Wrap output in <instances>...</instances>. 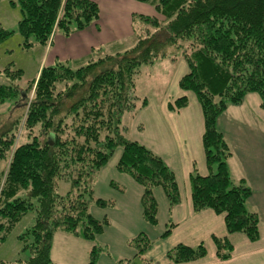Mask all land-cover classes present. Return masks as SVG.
<instances>
[{
	"label": "trees",
	"instance_id": "trees-1",
	"mask_svg": "<svg viewBox=\"0 0 264 264\" xmlns=\"http://www.w3.org/2000/svg\"><path fill=\"white\" fill-rule=\"evenodd\" d=\"M135 1H154L155 12L162 18L139 16L150 28L139 33L132 47L96 56L76 68L65 63L43 66L25 87L19 84L23 71L13 63L0 69V107L9 102L10 111L17 107L7 123L0 119V245L24 214L36 213L32 228L18 237L30 257L14 264H53L50 250L57 231L93 242L86 264H97L104 248L95 239L107 220H95L89 208L113 205L95 198L93 185L117 149L121 150L117 171L143 189L140 204L146 223L157 224L155 188L163 190L169 208L180 202L173 172L160 157L132 140L122 121L126 113L134 116L146 106V99L135 91L140 67L164 59L183 60L187 71L178 86L194 94L203 117L208 175L196 171L190 175L193 212L211 210L223 216L228 234L240 233L251 243L259 239L258 217L246 206L251 190L231 177V154L217 128V118L250 93L258 95L264 110V0ZM8 3L19 9L21 18L16 30L0 26V45L17 34L22 50L45 48L56 31L69 36L99 16L98 5L90 0ZM22 105L28 107L20 114ZM186 106V97H181L169 107ZM37 127L38 136L34 133ZM20 128L27 134L23 142L17 137ZM60 183L68 184L64 194L59 193ZM172 228L168 223L160 237L167 238ZM212 241L216 257L228 260L232 252L228 240L213 237ZM129 245L142 264H149L145 255L151 242L144 234ZM205 256L202 244L192 248L179 244L166 253L173 264Z\"/></svg>",
	"mask_w": 264,
	"mask_h": 264
},
{
	"label": "crops",
	"instance_id": "crops-1",
	"mask_svg": "<svg viewBox=\"0 0 264 264\" xmlns=\"http://www.w3.org/2000/svg\"><path fill=\"white\" fill-rule=\"evenodd\" d=\"M90 1L99 7L97 21L69 36L56 32L42 50L40 67L44 59V65L47 66L56 63L84 65L96 59V56L128 49L130 37L137 40L140 29L134 23L137 17L146 16L139 13L144 4L135 0ZM175 61L180 62H176L173 67L172 85L175 86L171 89H175L177 97H173L167 88L161 92L158 100L146 99V106L134 116L126 115L123 124L128 127V135L132 140L160 157L173 172L180 202L169 208L163 190L155 188L153 195L157 203V224L150 226L142 217V187L129 176L117 172L116 168L105 180L101 174L107 173L108 168L111 170L116 167L117 160L107 164L98 174L95 196L112 202L114 206L91 208L95 220H107L103 232L95 239L104 248L97 264H119L120 261L135 260L136 251L129 242L139 234L155 242L146 253V258L151 260L150 264H173L166 259V253L170 247L179 244L191 248L205 244L207 248L204 246V258L181 264H264V110L260 107V99L255 93L247 94L241 104L229 106L217 118V128L231 154L228 159L231 177L236 182H244L251 190L246 206L257 215L259 231L258 241L251 243L240 233L228 234L222 215H216L211 210L196 214L192 210L190 175L194 171L203 177L208 175L202 146L203 117L194 94L179 88L178 82L187 68L181 59ZM137 81L135 91L141 98L143 95L137 89ZM180 97H186L187 106L179 110L171 109L169 106L173 100ZM102 191H105L106 196ZM168 223L173 225L170 235L160 240L163 242H156ZM156 227L158 230H155ZM213 237L227 239L231 244L232 252L228 260L221 261L216 257ZM171 239H175L174 243L163 248V243ZM93 245V242L57 231L53 235L50 259L53 264H86L88 251Z\"/></svg>",
	"mask_w": 264,
	"mask_h": 264
},
{
	"label": "rangeland",
	"instance_id": "rangeland-1",
	"mask_svg": "<svg viewBox=\"0 0 264 264\" xmlns=\"http://www.w3.org/2000/svg\"><path fill=\"white\" fill-rule=\"evenodd\" d=\"M142 4H144V5H141L142 6L141 7L142 12H139V13L144 14L146 16L150 15L153 17L162 18L160 15H158V13L155 12L154 1H151L148 3H142ZM20 18H21V14H20L19 9L17 7L13 8V7L9 6L8 0H1L0 1V26L1 27L5 28L7 30H16L17 22ZM134 26L138 27L140 29V32L144 31L146 27L150 28V25L148 26V24L141 22L140 17L136 18V22L134 23ZM20 41H21L20 37L17 34H15L13 37H11L6 42H4L3 44L0 45V69L6 67L10 63H13L15 69H21L23 71V76H22L21 80L19 81V84L21 86L25 87L26 83L27 82L29 83V81H32L36 77V74L41 69L40 64H41L42 56H43V51H42L43 48L40 46H34L28 50H22L19 47ZM136 41H137L136 38L130 37V40L128 41L129 42V44H128L129 48L132 47L136 43ZM176 62H178L177 64H179L180 61H169V59H164V60L157 61L153 65H145V66L143 65L140 67V70H139L140 73L138 74V77H137V80H138L137 81V89H138V91H140V94L143 95L141 97L142 99H144L146 97L145 99H148L149 101L158 100L161 92L165 91V89L167 90V88H169V91L172 92L171 95H173V97L174 96L177 97L176 96L177 94H175V92H176L175 89H171V88H174L173 86H175L174 84L172 85V82L174 80L173 67L176 66L175 65ZM44 63H45V59L43 60L42 67H43ZM44 66H47V65H44ZM69 66L72 68H76L79 66V64H70ZM32 92H33V89L31 90V92L29 94L30 100L32 98L31 97V95L33 94ZM175 100H173V102ZM21 103H23V102H21ZM11 104H12V102H9V104H5L4 106L0 107V119H2L3 123H7L9 118L15 113V110L17 107L12 109V111H10L11 107H12ZM27 107L28 106H25L23 108V105H22V107L19 108L21 111L20 114L23 112L26 113ZM126 115H128V114L126 113L125 115H123L122 121H124V119L126 121V118H127ZM34 133L36 136L39 135L38 127H37V129L34 128ZM71 134H70V136H71ZM26 136H27V134L23 130V128H20L17 131V137H18V139L21 140L20 142L25 141ZM40 139L46 140L45 137H41ZM120 156H121V150L117 149L115 151V153L113 154V156L111 157V159L106 163V165L112 164L116 160H117L116 161V164H117V162L120 159ZM105 166H103V167H105ZM114 168H116V167H113L111 170H110V168H108L107 169L108 172L105 173L104 175L101 174V177L103 176L105 178V180H106V178H109L110 172L113 173ZM101 169L99 170V172L101 171ZM116 171H117V169H116ZM99 172H98V174H99ZM98 174L96 177V181L93 185V194H94L95 198H97L95 196V184L97 183ZM121 174H124V173H121ZM67 189H68V184L60 183V188H59L60 194H64ZM98 190L100 191V186H99ZM102 193H104V195L106 196L105 191H102ZM106 202H110V201H106ZM94 206L101 208L97 205H90V208H89L90 215H91V208ZM113 206L105 207V208H112ZM35 219H36V213L34 211H29L22 216L20 221L15 225L13 230L8 234L5 241L0 245V261L1 262L3 261L7 264H14L17 262H22V261L25 262L30 257V252L27 249H24L22 241L17 237H19L21 234L25 233L27 230L32 228V226L35 223ZM97 221H101V220H97ZM155 230H158V227H156ZM31 239H32V236H29V241H31ZM164 239H166V238H160L156 242H163L160 240H164ZM174 241H175V239H171L170 242L163 243L164 244L163 248H165L166 246L172 245L174 243ZM150 242H151V246L153 245V243H155L154 241H150ZM204 246H205V244H204ZM173 247H170L169 249H171ZM205 248H206V246H205ZM206 250H207V248H206ZM157 257H159V256H157ZM145 258H146V255H145ZM146 259L150 264L151 260H149L148 258H146ZM131 264H141L140 258L136 257L135 260L131 261Z\"/></svg>",
	"mask_w": 264,
	"mask_h": 264
},
{
	"label": "water",
	"instance_id": "water-1",
	"mask_svg": "<svg viewBox=\"0 0 264 264\" xmlns=\"http://www.w3.org/2000/svg\"><path fill=\"white\" fill-rule=\"evenodd\" d=\"M52 138H49V141H51Z\"/></svg>",
	"mask_w": 264,
	"mask_h": 264
}]
</instances>
